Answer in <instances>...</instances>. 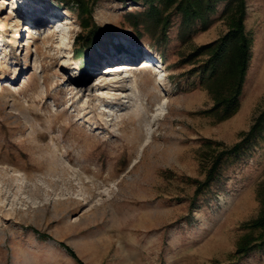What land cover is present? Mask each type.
Here are the masks:
<instances>
[{
  "label": "rangeland",
  "instance_id": "1",
  "mask_svg": "<svg viewBox=\"0 0 264 264\" xmlns=\"http://www.w3.org/2000/svg\"><path fill=\"white\" fill-rule=\"evenodd\" d=\"M246 4L242 104L217 122L181 74L227 31L224 2L183 42L178 15L166 41L139 35L134 0H0V264H264V250L232 257L260 211L264 135L197 191L216 144H236L264 108V0Z\"/></svg>",
  "mask_w": 264,
  "mask_h": 264
},
{
  "label": "trees",
  "instance_id": "2",
  "mask_svg": "<svg viewBox=\"0 0 264 264\" xmlns=\"http://www.w3.org/2000/svg\"><path fill=\"white\" fill-rule=\"evenodd\" d=\"M142 2L141 10L125 13L126 22L139 34H148L154 39L166 41L174 15L181 18L179 37L188 42L198 31H206L212 24V15L218 5L225 3L221 18L228 29L219 38L194 47L182 59L183 64L192 67L181 75L196 76L192 89H206L214 104L205 114L220 122L235 115L242 104L243 88L252 58L253 38L246 30V0H134ZM82 6V3L79 2ZM82 12H85L83 7ZM89 28L88 23H84ZM88 37L100 35L99 31L89 29ZM205 56L204 59H201ZM264 135V108L254 119L250 129L240 141L227 147L216 144V154L207 168L206 179L199 182L197 191L213 182L223 165L241 159L245 153L256 146ZM212 149V142L207 144ZM213 150V149H212ZM215 151V150H214ZM257 197L260 202L259 214L243 223L246 230L237 240L232 257L241 259L254 251L264 250V180L259 184Z\"/></svg>",
  "mask_w": 264,
  "mask_h": 264
},
{
  "label": "bare ground",
  "instance_id": "3",
  "mask_svg": "<svg viewBox=\"0 0 264 264\" xmlns=\"http://www.w3.org/2000/svg\"><path fill=\"white\" fill-rule=\"evenodd\" d=\"M119 66L120 65H116V66H109V67H107L106 68V70H108V71H110V73L112 72V71H117V69L119 68ZM113 67H115V68H113ZM122 68H129L127 65H122L121 66ZM120 69V68H119ZM128 72L130 73V71L129 70H125V76L124 77H122L123 78V82H125V85L127 86L128 84L130 85L131 83H135L136 84V88H138L139 89V83H138V81L135 79L134 81L132 80V79H130L129 77H130V74H128ZM124 73V72H123ZM122 82V83H123ZM101 83V82H100ZM157 84H159V82H157ZM132 85V84H131ZM131 87V86H130ZM113 110H112V108L111 109H109V107H107V108H105L102 112L103 113H105V112H112Z\"/></svg>",
  "mask_w": 264,
  "mask_h": 264
}]
</instances>
